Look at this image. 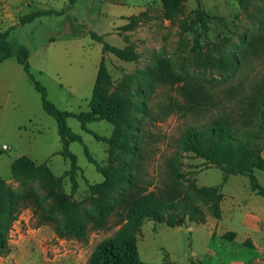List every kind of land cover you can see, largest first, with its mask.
Listing matches in <instances>:
<instances>
[{
	"label": "rangeland",
	"instance_id": "374dc122",
	"mask_svg": "<svg viewBox=\"0 0 264 264\" xmlns=\"http://www.w3.org/2000/svg\"><path fill=\"white\" fill-rule=\"evenodd\" d=\"M95 1L79 0L72 9L68 0H59L53 7L65 8L62 15L39 17L32 23L18 25L10 33L15 48L29 49L32 74L46 87L48 99L63 111L89 110L97 67L104 56L103 45L91 37V32H105L106 16L111 26L121 22L111 16L112 0ZM32 3L27 0L13 7L9 21L0 26L10 28L20 16L45 9L29 8ZM148 5L147 12L129 18V28L114 30L115 37L105 36L106 42L129 48L132 54L131 61L111 53L104 56L111 81L102 84L98 91L104 99L118 97L126 103L122 123H89L87 132L78 119L68 118V125L83 137L96 162H90L83 144L71 143L70 150L78 157L80 167L74 192L69 177L64 176L70 161L60 154L62 143L55 118L44 110L40 93L16 57L0 65L3 184L15 191L20 188L11 165L15 159L27 156L37 164H47L61 179L63 192L75 202L76 212L92 217L100 201L116 206L109 228L96 230L89 223L85 241L57 237L52 224L38 226L33 208L25 206L10 232L11 252L0 257V264H87L99 243L121 231L126 221H120L119 208L130 203L134 191L124 183L103 188L106 178L97 167L120 171L125 162L137 170L127 152L112 148L109 140L115 133L138 136L141 186L163 189L172 181L173 169H177L183 174L178 182H173L180 198L194 200L203 211L204 219L190 214L184 225L175 227L169 226L166 216L157 221L146 218L137 232L144 264H220L221 257L229 264L232 259L257 256L240 243L234 244L236 251L230 250L227 241L233 238L231 229L241 224L239 212L233 217L236 201L256 195L249 178L226 177L194 153L182 151L179 139L188 127L204 124L211 117H238L245 104L253 96L258 97L264 85V0H149ZM113 6V10L118 8ZM198 11L203 13V23ZM184 87L210 95L209 106L201 110L186 108ZM142 104L148 106L147 115L139 109ZM130 124L139 126V131H132ZM260 131L264 135V126ZM255 176L264 187V172L256 170ZM29 187L33 196L29 203L37 210L43 211L55 203L58 190L50 189L47 181L37 178L30 181ZM194 188H213L223 195L216 213L214 202ZM221 236L225 240H220ZM244 243L250 245L249 241Z\"/></svg>",
	"mask_w": 264,
	"mask_h": 264
},
{
	"label": "trees",
	"instance_id": "16d2710c",
	"mask_svg": "<svg viewBox=\"0 0 264 264\" xmlns=\"http://www.w3.org/2000/svg\"><path fill=\"white\" fill-rule=\"evenodd\" d=\"M78 0H69V5H74ZM62 15V11H32L19 17V23L6 30H0V65L5 61L16 57L18 63L23 67L25 73L32 81L34 88L40 93L44 110L55 118L58 133L62 143L60 154L70 161V168L64 176H68L72 184L73 192L78 188L77 174L80 171L78 157L70 150L73 142L84 145L85 153L90 162L96 163L90 156L88 147L84 144L83 137L71 129L68 118L78 119L85 131L89 132L87 124L108 120L118 126L126 113V103L118 97L104 99L98 93L102 84H109L111 75L105 62V54L111 53L123 61H131L132 54L129 48H119L105 40L106 35L91 32V37L103 45V58L99 66L98 76L94 87L93 97L88 104L89 110L79 113L63 111L57 108L47 96V89L32 74L30 63V51L26 46L15 48L10 42V33L18 25L32 23L37 18L52 14ZM199 21L203 23V13L198 11ZM186 100V108L190 110H201L209 106L212 97L203 91H190L188 87L183 88ZM140 111L147 115L148 106L142 104ZM264 126V85L258 94L253 96L245 104L244 112L238 117L223 114L211 117L208 122L199 126H190L179 139L180 148L185 152H192L196 157L205 160L208 166H214L223 171L226 177L230 175L247 176L250 180V188L257 195L264 198V187H262L255 171L264 172V135L260 129ZM258 127V128H257ZM132 131L138 132L140 127L130 124ZM138 136L115 133L109 140L112 148L122 149L135 161L133 170L131 163L123 162L120 171L111 168L98 167L106 180L103 188H109L115 183L131 185L134 197L130 203L122 209L121 222L126 221L125 226L114 237L99 243L91 254L87 264H144L140 258L138 248L137 232L146 218L162 220L166 216L169 226H182L185 224L187 215L191 217L199 215L204 219L203 211L192 199H181L177 193L175 184L183 177L182 172L173 169L172 181L164 185L163 189L150 190L149 187L140 185V158L141 148ZM180 165L182 162H178ZM14 179L20 188L15 191L3 184L0 179V257L11 252L9 237L13 224L18 221L19 215L25 206L33 208L37 216V225H54V231L59 238L85 241L91 228L96 230L108 229L111 218L116 214L114 203L100 201L94 216L89 217L75 210V202L70 196L63 192L61 179L55 177L50 167L45 164H37L27 156L15 159L11 165ZM47 181L50 189L58 190L55 203L44 208L43 211L34 208L29 203L32 196L30 181L35 179ZM93 189H96L93 187ZM125 191L126 188H121ZM196 193L209 197L213 202L214 212L218 211L219 202L223 195L213 188H194ZM35 201V200H34ZM36 204V202H35ZM235 237V233H231Z\"/></svg>",
	"mask_w": 264,
	"mask_h": 264
},
{
	"label": "crops",
	"instance_id": "0c3cea01",
	"mask_svg": "<svg viewBox=\"0 0 264 264\" xmlns=\"http://www.w3.org/2000/svg\"><path fill=\"white\" fill-rule=\"evenodd\" d=\"M24 1H27V0H3V1L0 0V25L2 23L8 22L13 7L16 8ZM31 1H33V3L31 6H28L29 8L30 7L34 8L36 6H42L45 8V9L39 8L38 10H35V11L66 10L65 8L57 9L53 7L55 3L59 0H31ZM77 2L72 6L68 4L69 5L68 7L73 9L75 5L77 4ZM148 2L149 0H131V3L129 2L123 3L120 0L119 1L112 0L109 3L110 5L109 11L111 12V16L113 18L119 19L121 22H120V25L118 26L116 25L111 26L109 24L110 22H108V19H109L108 16L104 17V25L106 27H105V32L102 35H109V36L115 37L116 35L113 34L114 30L116 29L121 30L122 28L127 29V27L129 28V25L131 23L129 18L140 16L141 14L147 12V10L149 9ZM94 3H96L95 0H94ZM113 5H115L118 8L116 10L115 9L113 10L112 9L114 7ZM18 23L19 21L15 23L14 25H17ZM4 29L5 28H2L0 26V30H4ZM68 57L71 58V55H69ZM100 63L97 67V70H99ZM31 71H32V66H31ZM40 73H42V71H40ZM97 76H98V71H97L95 83L97 80ZM95 83H94V87H95ZM258 196L257 194L256 195L254 194L249 197L240 198V200L236 201L238 206L236 205L237 207H235L234 209L233 217H235V213L239 212L241 224L239 228L234 227V229H231V231L235 233V237H233L230 240H227L228 243L231 244L229 246L230 250L233 249L234 251H236L234 244L240 243L241 245H243L244 248L248 247L254 252H256L257 256L246 258V259H243V258L237 259V260L232 259L229 261L230 262L229 264H264V198L263 197L258 198ZM221 239H223L222 236L220 240ZM246 241H249L250 245H246L244 243ZM238 252H242V250ZM217 255L218 253L215 254V257H217ZM219 263L226 264V259L221 257L219 259Z\"/></svg>",
	"mask_w": 264,
	"mask_h": 264
},
{
	"label": "built area",
	"instance_id": "2783aa9c",
	"mask_svg": "<svg viewBox=\"0 0 264 264\" xmlns=\"http://www.w3.org/2000/svg\"><path fill=\"white\" fill-rule=\"evenodd\" d=\"M4 148H5V149H7L8 147H7V146H5Z\"/></svg>",
	"mask_w": 264,
	"mask_h": 264
}]
</instances>
